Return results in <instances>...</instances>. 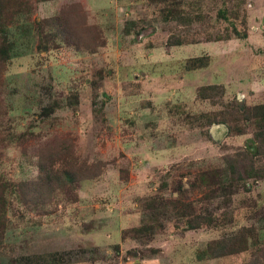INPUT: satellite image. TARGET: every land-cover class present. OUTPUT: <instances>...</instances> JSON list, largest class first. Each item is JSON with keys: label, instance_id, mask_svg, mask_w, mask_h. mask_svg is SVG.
<instances>
[{"label": "rangeland", "instance_id": "obj_1", "mask_svg": "<svg viewBox=\"0 0 264 264\" xmlns=\"http://www.w3.org/2000/svg\"><path fill=\"white\" fill-rule=\"evenodd\" d=\"M22 1L32 12L29 20L16 21L28 23V33L11 28L16 56L2 74L0 172L32 180L40 162L48 161L40 152L65 142L103 173L76 184L69 196L76 195L77 202L48 205V213L14 202L0 257L28 258L31 264H256L261 253L253 249L220 259L198 261V256L214 240L260 227L264 180H247L249 189L215 199L221 206L217 215L229 211L225 228L187 230L172 218L146 245L122 241L121 233L147 222L142 198H169L178 186L188 191L202 166L251 150L250 125L231 121L229 113L235 104L264 103V0H184L176 7L184 8L189 23L165 19L164 5L150 0ZM63 9L80 40L47 44L45 51L37 38L47 41L55 30L47 21ZM221 9L229 21L218 19ZM234 29L246 31V38L235 37ZM173 39L184 44L171 46ZM89 43L92 53L86 51ZM193 58L208 60V66L187 71ZM203 86L217 90L201 99ZM70 95H76L72 104ZM50 106L55 111L43 116ZM202 114L218 123L204 124ZM244 125L242 135L232 130ZM253 160L256 168L264 166V157ZM205 193L202 188L187 194L202 201Z\"/></svg>", "mask_w": 264, "mask_h": 264}, {"label": "trees", "instance_id": "obj_2", "mask_svg": "<svg viewBox=\"0 0 264 264\" xmlns=\"http://www.w3.org/2000/svg\"><path fill=\"white\" fill-rule=\"evenodd\" d=\"M150 1L155 4L157 2L158 4L164 5L163 9L166 11L161 9V13H168L162 14L165 19L169 18V16H175V18L180 19L181 22H190V20L185 17L187 12L183 11L184 8L179 9L176 7L184 0ZM30 12H32V6L28 2L22 0H0L1 95L6 86L2 79V74L10 60L16 56V42L12 38L13 34L11 28H21L23 31H21L20 34H23L25 30L26 33H28L27 30H29V28L27 27L29 24L24 23L20 26L16 21L20 16H24L26 20H29L27 14L29 15ZM65 14H67V11L63 9L61 15L47 21L48 26L55 29L48 34L47 41H42L44 39L42 37L37 38L38 44L41 42L44 44V48L42 49L45 51L47 50V44L51 47V45L59 46L66 44V42L71 43L80 40V36L73 33L76 31H71L68 27ZM235 18H237V15H235ZM218 19L221 21H229L225 9H221L218 12ZM242 21V25H245V19ZM63 27L65 29H63ZM37 29H39L38 23ZM233 33L237 38L242 36V38H246L247 36L246 31H242L240 34L234 29ZM228 39L229 38L218 37L217 41ZM183 44L184 43L178 39H173L170 42L171 46H182ZM92 45L91 43L87 44V52L92 53V50H94ZM207 66L208 60L204 58H193L188 60L186 70L192 71ZM99 75H102L101 72ZM216 88V86H203L198 90V97L206 99L208 98V92L213 93V91L217 90ZM74 96L76 95L69 96V104H72L71 99ZM54 111L55 109L50 106L49 109L43 108L42 113L43 116L49 118ZM229 114L232 115V117H230L231 121H245L250 125L253 137L250 147L251 150L245 149V151L238 152L232 156L234 158H225L224 161L217 162L214 166H202L199 169L201 170L199 171L201 174L198 175L199 179L189 181L188 191L176 185L178 187H176L174 195L169 198H165L160 194L142 198L140 200V205L143 209V213L147 215V222L122 230V241L131 240L146 245L164 229L165 225L171 221L172 218L182 223L187 230H196L202 227L225 228L228 225L227 217H229V211H226L225 214L222 213L217 215L215 211L219 210L221 206L215 203V199H223L226 193L231 194L234 189L236 191H238L239 188L249 189L250 187L247 180H264V166L256 168L253 160L254 156L264 157V103L253 106L235 104L232 106V111ZM200 117L204 118L202 122L206 125L218 123L217 119H219L214 116H209L208 114H202L199 118ZM221 121L225 122L224 119H221L219 122ZM27 130L28 134H31L30 128H27ZM232 130L237 135H242L243 132H245L244 130H246V126L244 125V129L232 128ZM40 154L48 161L45 163L40 162L38 167L39 174L32 180L9 179L0 172V250L4 247L3 240L7 229V212L8 210L15 211V207L13 206L14 202L18 201L29 211L41 212L40 209H43L45 213H48L50 212V210H48L49 206H56L64 202H77L78 197L76 195L69 196L70 193L73 194L76 192V184L85 180H96L103 173V167H100L99 164L93 165L84 162L78 156L74 155L70 147L67 148L65 142L60 143V145L54 148L47 146ZM246 161H249V163ZM203 168H205V171ZM166 187L167 184L163 183L162 188ZM202 188L206 189V193L203 194V199H201L202 201L188 199L187 193L194 192L197 189L201 190ZM223 201L224 204H230V199H224ZM213 203H215L216 206H214ZM213 207L215 208L212 212ZM251 207H254V205ZM260 217L261 218L258 219L259 223L257 222L258 225L261 223L260 227L257 226L258 229L255 227H242L231 235L223 236L207 244L198 256V261L226 258L243 253L248 249H253L254 251H258L259 254L261 253V256H257V259L255 258L257 261L256 264H264V239L260 237V234L264 231V214ZM28 261V258L18 259L15 257H6L4 254L0 257V264L32 263V261L31 263H26ZM253 264H255V262H253Z\"/></svg>", "mask_w": 264, "mask_h": 264}]
</instances>
